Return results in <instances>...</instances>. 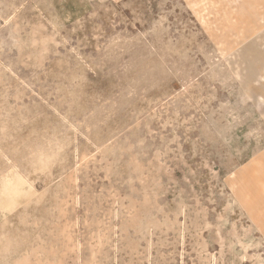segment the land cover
<instances>
[{"label": "rangeland", "instance_id": "rangeland-1", "mask_svg": "<svg viewBox=\"0 0 264 264\" xmlns=\"http://www.w3.org/2000/svg\"><path fill=\"white\" fill-rule=\"evenodd\" d=\"M0 264H264V0H0Z\"/></svg>", "mask_w": 264, "mask_h": 264}]
</instances>
